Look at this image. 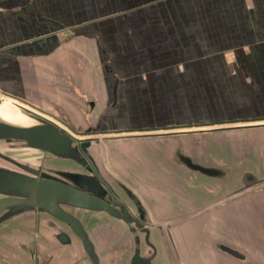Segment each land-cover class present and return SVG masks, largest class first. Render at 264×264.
Listing matches in <instances>:
<instances>
[{"label": "crops", "instance_id": "0c3cea01", "mask_svg": "<svg viewBox=\"0 0 264 264\" xmlns=\"http://www.w3.org/2000/svg\"><path fill=\"white\" fill-rule=\"evenodd\" d=\"M193 1L0 0V92L59 111L73 128H104L114 137L103 154L119 162L104 172L137 195L149 221L161 227L168 251L172 240L175 254L169 252L164 264H264V189L228 194L237 171L222 187L176 157L179 149L204 164L194 146L209 133L113 135L264 121V0H239L231 30L240 33L227 42L224 9L204 0L208 5L195 22L205 15L207 23L193 25ZM209 27L217 33L218 70L239 87L241 105L211 118L203 98L192 101L203 96L198 80L208 74L202 68L209 59L187 36ZM90 152L99 159L101 147ZM219 243L245 258L222 251Z\"/></svg>", "mask_w": 264, "mask_h": 264}, {"label": "water", "instance_id": "95a60500", "mask_svg": "<svg viewBox=\"0 0 264 264\" xmlns=\"http://www.w3.org/2000/svg\"><path fill=\"white\" fill-rule=\"evenodd\" d=\"M18 108L30 117L34 123L21 126L0 120V145L2 143L16 148L15 145L19 144L21 148L27 150L33 149L46 152L53 160L79 161L85 164L84 157L90 152L93 144L98 145L100 141L105 142L114 138L112 135H108L106 131L96 132L88 130L78 132L65 122L62 123L63 127L47 117L39 115V113L22 107ZM244 122L240 123L238 120H231L219 123L217 126H210L208 129H186L185 131L175 132L163 129L162 133L148 131L117 137H152L182 132H206L232 136L236 133L241 135V133L250 130L264 132V123H249L251 122L249 120ZM99 134L104 137L99 138ZM176 157L180 163L189 169L207 177L210 184L218 181L222 187H226L229 183L231 169L199 163L189 155L182 153L179 149L176 151ZM0 161L6 164H0V225L13 219L21 218L25 216L24 214L35 212L36 210L62 219L69 223L72 230L80 237L86 252L92 258L93 264L98 263L92 242L86 236L80 221L71 213L65 211L63 206L106 212L125 221L135 222H137V219L134 218L135 216L142 220L144 213H146L137 195L118 179L113 178V180L106 181L101 177L100 173L98 175L95 171H88L89 173L60 171V169L49 171L38 166L34 167L36 165L22 162L21 159L5 153V151L1 150V147ZM87 169L91 170L88 167ZM257 171H262V169L245 168L237 171L239 175L237 174L238 176L235 177L236 179L233 182L236 188L232 189L228 194L249 189L251 191L248 193H260L264 189V174L262 175L261 172L258 173ZM112 181L116 182L123 192H120ZM259 185L262 186L258 187ZM108 192L112 195L111 202L103 199V196ZM129 199L133 202L130 205L135 209L136 215L128 216V214L130 215V209L128 207L129 204L125 200ZM138 225L141 226L140 223ZM145 231L147 233V230ZM56 238L61 243H71V239L64 232L56 234ZM218 247L237 258H245V255L241 252L227 245H218ZM138 253L139 251L136 249L131 264H150V258L142 259Z\"/></svg>", "mask_w": 264, "mask_h": 264}, {"label": "flooded vegetation", "instance_id": "af4514ba", "mask_svg": "<svg viewBox=\"0 0 264 264\" xmlns=\"http://www.w3.org/2000/svg\"><path fill=\"white\" fill-rule=\"evenodd\" d=\"M2 94L3 93L0 92V96H2ZM37 109L41 110L38 107ZM0 120H3V118L0 117ZM88 129L90 131H95L92 128ZM28 151L32 152L35 150L29 149ZM84 158L86 161L85 164L79 161H73L81 167L82 172L80 173L95 171L97 174L100 173L104 180H113L112 177L109 178L102 170L98 161H96L98 159H96L94 153L88 152ZM26 160L34 163L32 158ZM87 167L91 170H88ZM60 171L74 170L60 169ZM106 171L110 170L106 169ZM112 182L114 183V181ZM114 186H116L120 192H123L116 182ZM103 199L111 202L112 195L108 192L103 196ZM125 202L129 204L130 215L128 214V216L136 215L135 209L131 207L133 202L130 199L125 200ZM141 205L143 209H145L142 202ZM63 209L80 221L86 236L92 242L95 254L97 255L98 264H131L136 249H138V255L142 259L150 258V264H164V262L168 261L169 252L172 253V257H174L175 252L172 240L169 239V247L171 249L168 251L167 240L161 237L159 225L151 223L147 213H144L142 220L135 216L134 218L137 219V222H135L125 221L124 219L114 217L106 212L92 211L80 207L63 206ZM35 213L34 217H21L17 220L13 219L0 225V240L6 241L7 238H10L14 241L11 243L13 247H15L16 243L18 244L16 248H14L18 255L12 254L7 258L6 256L8 255L1 254L0 264H22L20 256H24L27 264H56L54 262L58 264L60 263V255L65 259V261L63 260L64 262L60 264H93L92 258L86 252L80 237L72 230L69 223L53 216H50L52 221L43 218V216L40 215L42 212L39 210H36ZM138 223H140L141 226H139ZM21 226H24L27 230L25 232L20 231L18 227ZM6 227H8V230H3ZM47 228H50L52 231L49 232ZM145 230H147V233ZM60 232L66 233L68 238L71 239V243H61L56 238V234ZM49 233L52 237V241L50 240V242L53 246V248L50 249H53L54 253H48L49 250H47V252L44 250L49 249V239L45 237H48ZM21 239L26 242L19 241ZM218 245L223 244L219 243ZM67 252H69L70 257H65L63 255L67 254ZM103 254L107 256V262L103 260Z\"/></svg>", "mask_w": 264, "mask_h": 264}, {"label": "rangeland", "instance_id": "374dc122", "mask_svg": "<svg viewBox=\"0 0 264 264\" xmlns=\"http://www.w3.org/2000/svg\"><path fill=\"white\" fill-rule=\"evenodd\" d=\"M207 2L204 0H194L193 5H191L193 8V12L189 15V18L193 25L198 24L201 25L203 23H207L206 16L204 15L202 18V22L199 24L198 22H195L197 18L200 19L201 11L204 10L205 7H207ZM211 5L215 9H224L225 11V24L221 28L223 29L224 35H226L225 39L227 41L233 40V35H237L239 33L232 32V19L234 18V15L231 14V11L233 9L237 8V3L239 0H210ZM199 10V11H198ZM203 15V14H202ZM184 17V16H181ZM215 16L208 17V21L212 24H216ZM200 22V21H199ZM212 27H209V30L207 31H190L191 33H187V36L190 35L191 38L188 39L193 43L194 47L198 45V47L193 48L195 52L198 54H201V52H205L208 57V63L203 64L205 68L203 69V72H208L207 75L203 77V79L198 80V91L201 92L203 95L202 97L194 95L193 96V103L199 104L201 102V98H203V102L207 104L209 109V115L210 118L212 116H218V115H224V114H232V107H240L239 102H236L235 98H238L236 96L239 92V87L237 89L236 86L233 85V80L230 78H223L226 76H222L221 71L218 70L221 65L218 62L217 57V40L213 39V36L215 37L217 33L212 32L214 29H211ZM238 32V31H237ZM242 32V31H241ZM242 34V37H247L248 32ZM244 40V38L242 39ZM247 40V39H246ZM206 41V42H205ZM203 45V48H200V45ZM208 45L207 47L204 46ZM206 69V71H204ZM220 71V72H219ZM230 72L232 70L229 69ZM219 72V73H218ZM40 108V107H38ZM43 110L42 112L44 114L50 115L54 119H56L60 125L64 127L62 124L63 122L67 123L64 119L60 117V112L56 110H45V108H40ZM196 114L194 113L193 116ZM7 118V117H6ZM78 132H85L89 129H77L74 128ZM93 130L95 131H102L105 130L104 128H98L94 127ZM244 134V135H243ZM110 135V134H109ZM99 138L104 137L103 135H98ZM228 140V141H227ZM227 141V142H226ZM101 147V153L99 154L100 158L96 161H98L100 167L103 171L112 170L114 169L113 163L119 162V161H112L110 159L105 158V155L103 154V149L105 148V144L101 143L98 145L93 144L90 148V150H93L95 147ZM1 150L5 151V153L11 154L12 156H15L16 158L21 159L22 162H26L31 164L30 161L26 160L28 158H32L33 162L32 165H36L34 167H40L46 170H59V169H68V170H74L77 172H82V169L80 166H78L75 162L69 161V160H53L51 159V156L43 151H28L25 148H21L19 144H16L15 147H12L11 145L2 144L0 145ZM199 151V154L203 156L204 160L202 161L204 164L207 165H214L219 167H225L228 169H231V171H241L242 169L249 168V169H256L261 168L263 171L264 168V132H256V131H247L244 133H236L232 136H225V134H208V137L204 141H200L197 145L194 146ZM5 148V149H3ZM100 151V150H99ZM256 153V154H255ZM256 155V157H255ZM260 157V158H259ZM0 164L6 165L5 162L0 161ZM36 213L30 212L27 214H24L23 217H34ZM41 216L43 218H47L52 221V218L46 214L41 213ZM17 220V219H16ZM8 227L4 228L3 230H8ZM20 231L25 232L27 228L24 226L18 227ZM2 230V231H3ZM49 232L52 230L47 228ZM49 239V249H44L48 253L53 252L52 243L50 240L52 237L50 236V233L48 234ZM21 242H26L25 240L21 239L19 240ZM45 241V240H44ZM52 241V240H51ZM0 255H8L7 258L10 257L12 254H16L14 248L18 245L16 243L15 247L11 245L14 241H12L10 238H7L6 241L0 240ZM12 249V250H11ZM2 256V255H1ZM21 257L22 264H27L26 259L24 256ZM64 257H60V263L64 262ZM57 264V262H54ZM58 263V264H60Z\"/></svg>", "mask_w": 264, "mask_h": 264}, {"label": "bare ground", "instance_id": "6f19581e", "mask_svg": "<svg viewBox=\"0 0 264 264\" xmlns=\"http://www.w3.org/2000/svg\"><path fill=\"white\" fill-rule=\"evenodd\" d=\"M0 117L3 118L4 122L10 123V124H15V125H21V126H27L31 125L34 123L30 117H28L23 111H21L18 107H22L25 109H28L29 111H33L36 113H39V115H42L43 117H47L48 119L58 123V121L53 120L54 118L51 117L50 115L44 114L41 110H37L36 107H33L31 105H28L26 102L20 101L19 99H10L6 97L4 94L0 96ZM7 117V118H6ZM249 123H264L263 122H249ZM59 124V123H58ZM60 125V124H59ZM222 125V124H221ZM223 125H228V124H223ZM216 126V125H214ZM207 128H202V129H208ZM116 136L120 135H126V134H113Z\"/></svg>", "mask_w": 264, "mask_h": 264}]
</instances>
